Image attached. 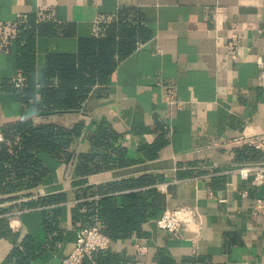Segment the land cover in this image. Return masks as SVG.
<instances>
[{
	"label": "crops",
	"instance_id": "0c3cea01",
	"mask_svg": "<svg viewBox=\"0 0 264 264\" xmlns=\"http://www.w3.org/2000/svg\"><path fill=\"white\" fill-rule=\"evenodd\" d=\"M2 26L3 143L20 127L53 125L70 145L60 159L38 155V185L11 177L23 187L0 191V264H64L80 228L100 226L92 214L105 199L125 213L107 222L136 231L83 264H157L158 253L175 264H264V217L252 215L264 186L238 173L264 163L242 142L264 135V0H0ZM235 33L232 59L223 44ZM109 37L128 53L79 108L43 112L10 84L22 71L31 90L57 87L65 58ZM180 207L197 223L158 229L157 217Z\"/></svg>",
	"mask_w": 264,
	"mask_h": 264
},
{
	"label": "trees",
	"instance_id": "16d2710c",
	"mask_svg": "<svg viewBox=\"0 0 264 264\" xmlns=\"http://www.w3.org/2000/svg\"><path fill=\"white\" fill-rule=\"evenodd\" d=\"M116 43L112 37L106 40H88L82 42L79 54L76 58H65L58 68L60 84L55 86H43L40 90H31V83L19 95L24 103L33 101L35 106L45 111H69L79 108L86 99L95 78L102 79L109 75L114 65V55L123 58L128 52L115 49ZM115 52V53H114ZM79 64V67H76ZM89 75V77H87ZM40 95V102L36 101ZM7 141L0 145V191L14 192L23 187V181H11V177H30L28 186H36L40 183L38 175L41 174L42 166L38 155L43 152L51 153L61 158L64 149L70 145V132L56 128L53 125H40L35 127H20L17 137L6 135ZM151 183V181H148ZM137 208V204H133ZM138 210V208H137ZM101 231L106 234L112 242L125 239L135 229L111 226L108 218L119 219L125 213L118 214L114 203L109 199L101 201V208L96 210ZM150 219L157 210L155 206L149 207ZM159 218V217H157ZM157 264H175L168 259L164 253H158Z\"/></svg>",
	"mask_w": 264,
	"mask_h": 264
},
{
	"label": "built area",
	"instance_id": "2783aa9c",
	"mask_svg": "<svg viewBox=\"0 0 264 264\" xmlns=\"http://www.w3.org/2000/svg\"><path fill=\"white\" fill-rule=\"evenodd\" d=\"M0 28V36L3 29ZM223 46L228 50V56L232 59L236 58L239 48V35L235 33L231 40ZM11 86L22 91L28 87V79L26 75L19 71L10 81ZM167 103L170 105L177 104L175 89L169 90L167 95ZM4 142V135L0 131V144ZM242 142L250 145L256 150L264 151V135L245 137ZM238 173L244 180L249 179L253 175V181L257 187L264 186V163L246 165L238 169ZM252 215L254 217H264V196L256 199L252 206ZM199 215L196 211L180 207L175 209H166L157 220V227L172 235H178L180 230L185 227L192 226L197 223ZM111 239L104 234L98 224L92 226H83L77 233L75 246L72 252L64 259V264H83L84 261L94 254L106 252L111 248ZM143 250V247H139Z\"/></svg>",
	"mask_w": 264,
	"mask_h": 264
}]
</instances>
